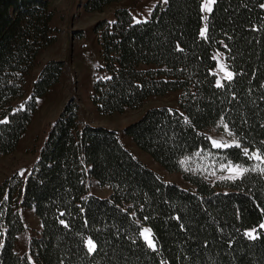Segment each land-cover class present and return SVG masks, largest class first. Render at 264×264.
Wrapping results in <instances>:
<instances>
[{
    "label": "trees",
    "instance_id": "16d2710c",
    "mask_svg": "<svg viewBox=\"0 0 264 264\" xmlns=\"http://www.w3.org/2000/svg\"><path fill=\"white\" fill-rule=\"evenodd\" d=\"M52 1L0 0V157L16 149L39 98L61 78L64 61L49 59L26 95L37 56L56 41ZM119 1L81 6L95 13ZM111 15L93 26L107 76L94 81L90 101L110 115L179 92L177 107L148 108L123 133L189 187L162 179L115 130L80 121L69 99L27 174L0 183V264H264V163L242 151L264 152V0H215L205 37L201 0H168L139 23L126 7ZM217 50L233 74L223 87L216 86ZM219 125L241 148L213 147L206 129ZM229 164L249 171L207 180L209 169ZM89 179L108 186V197L88 194ZM24 209L41 228L19 254ZM144 225L155 250L140 235Z\"/></svg>",
    "mask_w": 264,
    "mask_h": 264
},
{
    "label": "rangeland",
    "instance_id": "374dc122",
    "mask_svg": "<svg viewBox=\"0 0 264 264\" xmlns=\"http://www.w3.org/2000/svg\"><path fill=\"white\" fill-rule=\"evenodd\" d=\"M83 0H54L50 4L53 13L51 25L56 35V41L42 50L37 56L35 66L26 78L24 86L26 95L31 90V82L38 74L42 65L49 59L63 60L64 68L57 84L39 98L32 119L20 139L16 149L0 157V183L13 173L25 176L35 162L40 147L46 136L51 122L59 115L69 99L79 105V120L92 126H101L115 130L127 149H129L148 168L156 172L162 179L176 183L182 187H189L179 172H169L156 162L149 154L135 146L123 129L130 123L140 118L148 108L154 106L177 107L179 92H168L162 96L147 98L137 109H126L121 113L101 115L90 101L93 83L97 78L106 77L105 71L99 69L100 46L93 26L102 18L112 19L113 10L117 7L129 9L133 22L145 21L151 12L158 6H164V0H121L105 8L102 12L87 13L82 9ZM206 0H201L202 29L207 22L209 11H204ZM212 3L210 4V8ZM224 52H215L216 66L214 73L216 81L222 83L229 72L224 59ZM223 68V70H221ZM211 141L216 140L227 144L235 142L234 136L228 134L224 126L206 129ZM23 173V174H21ZM207 180L214 181L229 178L234 175L227 166L209 169ZM88 194L98 197H108L111 189L108 186H99L93 179L88 181ZM21 215L25 222V230L18 235L15 249L19 254L27 250L28 240L40 231V224L32 209H24ZM144 228L149 227L144 225ZM142 237V236H141ZM149 238L152 239L151 234ZM142 239L145 241L144 237Z\"/></svg>",
    "mask_w": 264,
    "mask_h": 264
},
{
    "label": "snow or ice",
    "instance_id": "6c2138e0",
    "mask_svg": "<svg viewBox=\"0 0 264 264\" xmlns=\"http://www.w3.org/2000/svg\"><path fill=\"white\" fill-rule=\"evenodd\" d=\"M164 2L167 3L168 0H164ZM214 2H215V0H206L205 4L203 6V10L204 11H211L210 4L214 3ZM205 19H207V17H205ZM139 22L140 21H137V23H139ZM207 28H208V26H207V24H205L204 28L201 29L200 35L202 37H205V33L207 31ZM221 70H223V68ZM232 75L233 74L231 72H226V79L231 80L232 79ZM216 86L217 87H223V85L221 84L220 80L216 81ZM221 123L222 124L224 123L223 119H221ZM225 128L227 129V125H225ZM228 134L230 136L233 135V133L231 131H229ZM211 143H212L213 147H215V148H227V147H231V146H235L237 148H241V145L238 142H234L233 145H229L227 143H223V142H218L216 140H212ZM242 151H243V154L245 156L249 157L250 159H255L257 161H261V163H264V152H254V153L250 154L249 150L246 147L242 148ZM256 168L258 169L259 165H257ZM228 169H229L230 172L234 173V175L230 176L229 179L239 178V177L243 176L246 172L249 171L248 168H244V167H242L239 164H237L235 166L229 164L228 165ZM253 170H255V169H253ZM261 171H264V169H261ZM21 174H23V173H21ZM62 223H63V221H62ZM260 227L262 229H264V224H261ZM254 233H255V229H253L252 231L247 232L246 235H247V237L249 239L254 240V239L257 238V236L254 235ZM149 234H150V229L144 228L140 235L142 237H144L148 247L152 248L153 250H155V247H156L155 241L153 239L149 238ZM86 243H87L88 252L89 253H94L96 251L95 242L93 240H91V239H88Z\"/></svg>",
    "mask_w": 264,
    "mask_h": 264
}]
</instances>
